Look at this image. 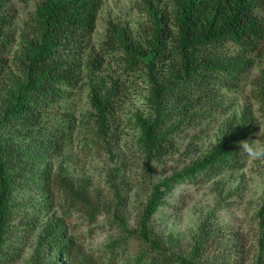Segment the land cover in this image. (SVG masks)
<instances>
[{
	"label": "trees",
	"instance_id": "1",
	"mask_svg": "<svg viewBox=\"0 0 264 264\" xmlns=\"http://www.w3.org/2000/svg\"><path fill=\"white\" fill-rule=\"evenodd\" d=\"M105 1L37 0L20 49L11 57L19 39L15 42L13 32L17 11L11 0H0V264H16L21 252L15 238H27L28 229L38 225L31 264H87L65 217L54 212L55 195L62 197L63 207L82 202L90 216L97 208L61 165L57 174L54 168L76 125L62 103L82 85L89 88L88 123L99 138L108 141L114 135L118 84L97 77L103 58H88L86 51ZM139 5L148 16L143 33L134 36L120 26L108 37L123 49L124 71L145 73L151 87L150 117L138 114L133 121L149 168L176 151L171 135L183 121L197 116L205 103L218 105L223 90L234 92L254 70L255 94L264 103V0H139ZM172 120L179 123L170 126ZM229 123L232 128L208 155L152 187L135 229L116 215L120 230L142 244L134 257L138 264L171 262L153 219L178 184L241 166L239 142L250 141L251 129ZM258 216L263 236L256 264H264V205ZM202 241L190 256L179 257L182 264H204Z\"/></svg>",
	"mask_w": 264,
	"mask_h": 264
},
{
	"label": "rangeland",
	"instance_id": "2",
	"mask_svg": "<svg viewBox=\"0 0 264 264\" xmlns=\"http://www.w3.org/2000/svg\"><path fill=\"white\" fill-rule=\"evenodd\" d=\"M36 2L11 0L17 11L15 42L19 38L12 45L11 57L20 49V38L29 28L27 22L36 10ZM147 19L139 0H106L97 29L90 37L87 57L95 54L103 58L97 77L118 84L114 135L108 141L99 138L97 128L88 123L91 113L86 84L69 91L73 97L62 103L61 110L67 109L76 125L69 132L64 155L56 160L54 174L61 165L63 174L72 179L77 190H85L97 211L88 215L89 209L82 202L64 205L71 208L65 211L63 199L56 193L54 212L65 217L87 264H138L134 257L142 251V244L120 230L116 215L128 229H135L152 187L208 155L227 133L230 121L247 124L250 141L264 144V103L255 94L258 73L254 70L234 92L223 90L224 99L218 105L205 103L197 116L183 121L171 135L176 151L147 167L146 155L138 142L140 131L133 121L138 114L150 117L151 87L145 73L124 71L123 49L118 41L110 43L108 37L111 29L120 26L134 36L141 35ZM240 164L237 170L227 169L197 182L178 184L159 208L153 227L169 251V264H182L179 257L190 256L196 243L203 239L200 259L204 264H256L263 236L258 214L264 205V160L253 161L244 154ZM40 218L44 222L46 213ZM41 228L38 225L28 229L29 236L22 240L15 238L21 252L16 264H31ZM209 231L212 236H206Z\"/></svg>",
	"mask_w": 264,
	"mask_h": 264
},
{
	"label": "clouds",
	"instance_id": "3",
	"mask_svg": "<svg viewBox=\"0 0 264 264\" xmlns=\"http://www.w3.org/2000/svg\"><path fill=\"white\" fill-rule=\"evenodd\" d=\"M240 143V152H243L253 161L264 160V144L257 143L255 140H242Z\"/></svg>",
	"mask_w": 264,
	"mask_h": 264
}]
</instances>
